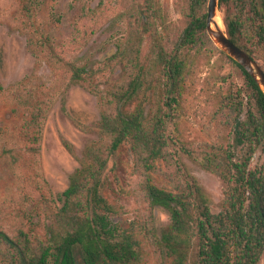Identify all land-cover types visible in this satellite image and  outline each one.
<instances>
[{"label": "trees", "instance_id": "1", "mask_svg": "<svg viewBox=\"0 0 264 264\" xmlns=\"http://www.w3.org/2000/svg\"><path fill=\"white\" fill-rule=\"evenodd\" d=\"M34 1L25 0L28 14ZM138 1L128 11L132 21L125 41L109 56L105 70L97 72L65 61L49 38L42 42L49 50H44L47 62L63 68L71 84L81 85L98 99L100 138L85 150L68 188L57 199H44L45 209L39 213L44 218L42 225H34L31 214L26 230L11 234L0 225L1 264H259L264 252V162L254 170L251 164L257 152L264 155V92L230 57L245 76L249 92L246 105L236 94L227 97L233 140L235 147L244 150L243 158L235 162L230 145L219 157L208 152L204 163L206 170L224 182L222 210L212 212L211 199L193 177H185L175 190L147 178L144 188L151 206L169 215L168 226L156 239L154 263L147 261L132 234L121 233L110 220L112 208L102 192V176L109 162L127 148L146 172L157 169L172 142L169 123L186 94L184 50L205 40L212 43L207 33L209 0H186L187 22L170 48L158 35L162 20L158 1ZM229 4L236 5L239 14L226 23L228 36L256 60L254 47L243 43L247 28L242 16L251 15L253 27L249 29L257 43L264 44V0H219L218 7ZM146 37L152 44L141 59ZM121 69V78L111 81ZM49 97L50 93L36 99L24 125L25 137L27 130H34L33 143L39 140Z\"/></svg>", "mask_w": 264, "mask_h": 264}, {"label": "rangeland", "instance_id": "2", "mask_svg": "<svg viewBox=\"0 0 264 264\" xmlns=\"http://www.w3.org/2000/svg\"><path fill=\"white\" fill-rule=\"evenodd\" d=\"M157 1L162 18L158 35L170 48L186 25L187 2ZM135 4L139 1L35 0L28 14L25 0H0V225L11 234L27 229L29 214L34 225L44 223L39 214L45 209L44 199H57L68 188L85 150L100 138L98 99L81 85L71 84L63 68L47 62L49 50L42 42L49 38L65 61L97 72L105 70L109 56L125 41L132 21L128 11ZM237 10L234 4L218 9L221 29L227 35L226 23L238 16ZM242 17L247 28L243 43L254 47L255 61L264 69V44H258L249 29L253 27L251 15L246 12ZM151 44L146 37L141 59ZM228 57L213 41L185 49L186 94L168 126L172 142L165 159L157 163L156 170L146 172L128 149L122 148L102 176L103 197L112 208L113 226L132 234L151 263L157 261L156 239L168 226L169 215L151 206L144 188L147 178L167 190H175L185 177L195 178L217 214L222 210L225 185L204 168L207 153L215 152L219 157L221 150L232 145L235 162L243 158L244 150L235 147L233 140V115L227 97L236 94L246 105L249 87L242 71ZM121 76L122 69L110 79ZM49 93L52 97L41 134L33 143L35 132L27 130L25 137L24 125L36 99ZM36 94L39 97H33ZM245 116L244 112L241 118ZM263 162L264 155L257 152L251 169ZM259 264H264V252Z\"/></svg>", "mask_w": 264, "mask_h": 264}, {"label": "water", "instance_id": "3", "mask_svg": "<svg viewBox=\"0 0 264 264\" xmlns=\"http://www.w3.org/2000/svg\"><path fill=\"white\" fill-rule=\"evenodd\" d=\"M219 0H209L207 33L211 40L230 58L236 61L264 92V69L248 53L235 45L229 36L216 23Z\"/></svg>", "mask_w": 264, "mask_h": 264}, {"label": "bare ground", "instance_id": "4", "mask_svg": "<svg viewBox=\"0 0 264 264\" xmlns=\"http://www.w3.org/2000/svg\"><path fill=\"white\" fill-rule=\"evenodd\" d=\"M216 23L219 27H222V20L219 16H217V18H216Z\"/></svg>", "mask_w": 264, "mask_h": 264}]
</instances>
